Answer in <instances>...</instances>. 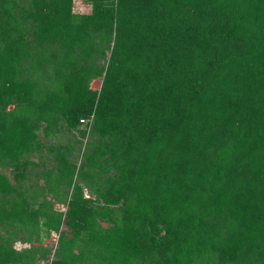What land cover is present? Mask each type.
I'll return each mask as SVG.
<instances>
[{"label": "trees", "instance_id": "1", "mask_svg": "<svg viewBox=\"0 0 264 264\" xmlns=\"http://www.w3.org/2000/svg\"><path fill=\"white\" fill-rule=\"evenodd\" d=\"M83 1L0 0V264H264V0Z\"/></svg>", "mask_w": 264, "mask_h": 264}, {"label": "rangeland", "instance_id": "2", "mask_svg": "<svg viewBox=\"0 0 264 264\" xmlns=\"http://www.w3.org/2000/svg\"><path fill=\"white\" fill-rule=\"evenodd\" d=\"M72 8H73V11L74 12H78V13H82V12H87V11H89V5L85 2V1H83V0H72ZM91 87L92 88H95V89H97L98 88V86H99V80L98 79H93L92 81H91ZM80 123V128H84V127H86V128H84L86 131H88V129H89V124H90V120L88 119V120H84V122H79ZM39 137H40V139L42 140L43 139V137H42V135L41 134H39ZM86 138H87V132L85 133V135L83 136V138H82V143H81V147H80V151H79V153H78V156H77V160H76V162L78 163L79 162V160H80V153H81V151L83 150V147H84V143H85V141H86ZM75 154V153H74ZM35 158V157H34ZM6 173H7V171H5ZM10 177V176H9ZM11 178V177H10ZM31 178L33 179V181H29V180H26V181H24L25 183H30V182H32V183H41L42 182V180L39 178H34V176L33 175H31ZM35 181V182H34ZM53 203H54V205H53V207L55 208V209H59V210H63L64 209V205L63 204H59V203H56L55 201H53ZM55 238H56V234L55 233H50V236H49V238H46V239H44L42 242H41V244L42 245H47V244H51V243H53V241L55 240ZM22 245H21V243H19V241H16L15 243H14V247L15 248H19V247H21ZM25 246H26V244H25ZM38 264H46V262L45 261H41V262H38Z\"/></svg>", "mask_w": 264, "mask_h": 264}, {"label": "built area", "instance_id": "3", "mask_svg": "<svg viewBox=\"0 0 264 264\" xmlns=\"http://www.w3.org/2000/svg\"><path fill=\"white\" fill-rule=\"evenodd\" d=\"M80 122H84V119H79Z\"/></svg>", "mask_w": 264, "mask_h": 264}]
</instances>
